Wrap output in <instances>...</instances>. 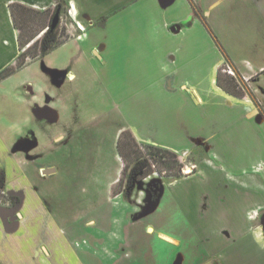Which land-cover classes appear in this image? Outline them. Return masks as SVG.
<instances>
[{
    "label": "crops",
    "instance_id": "obj_1",
    "mask_svg": "<svg viewBox=\"0 0 264 264\" xmlns=\"http://www.w3.org/2000/svg\"><path fill=\"white\" fill-rule=\"evenodd\" d=\"M56 1L69 6L78 32L55 50L71 46L79 54L70 66L52 75L45 70L50 77L43 76L61 86L76 83V67L86 64L125 118L120 132L130 130L140 143L179 154L205 150L198 170L187 168L190 174L170 181L184 186L171 187V201L186 217V238L193 237L197 253L201 250L200 264H264V161L256 158L264 153V0H0V72L16 65L21 54L10 6L44 11ZM136 67L141 71L135 76ZM221 68L239 80L243 97L218 85ZM34 83L30 79L18 87H25L18 93L25 112L19 122L57 124V97L44 99L46 83L41 94ZM63 97L59 103L72 102ZM181 106L193 120L179 138ZM3 132L0 128V169L7 192L21 203L12 209L0 206V264H78L63 257L51 231L47 235L43 200L28 176L33 165L39 177L56 171L39 164L42 149L66 144L73 136L70 128L60 126L41 137L26 131L11 147ZM174 134L184 148L174 144ZM254 211L257 216L249 219ZM146 230L157 231L151 225ZM157 232L167 245L182 246V239ZM186 260L183 253L177 264Z\"/></svg>",
    "mask_w": 264,
    "mask_h": 264
},
{
    "label": "rangeland",
    "instance_id": "obj_2",
    "mask_svg": "<svg viewBox=\"0 0 264 264\" xmlns=\"http://www.w3.org/2000/svg\"><path fill=\"white\" fill-rule=\"evenodd\" d=\"M50 9L51 14L56 10L55 16L59 13L58 36L61 41L77 34L78 27L73 23L68 5L56 1ZM34 16L37 22L30 25L29 32L25 31L27 35L39 30L49 19L46 16ZM38 51V46L32 49V53ZM78 54L79 51H74L71 46L58 48L46 58L0 83V128L4 130L3 135L10 147L16 136L26 131L36 132L41 137L66 125L73 134L62 146L56 144L53 148L44 146L42 149L45 155L42 160L39 159V164L56 168L55 172L41 178L36 166L33 165L28 171L46 210L43 218L47 235L51 231L50 239L60 246L61 254L69 263L73 260L78 264H177L179 256L184 253L187 258L185 264H200L199 261L204 260L201 250L197 253L193 237L186 238L190 236L186 217L171 201V187L175 184V189L182 190V183H170L173 178H167V172L154 167L151 176L131 190L126 189L129 175L124 185H120L124 165L117 144L119 135L124 131L119 130L126 121L106 85L95 78L86 64L76 67L75 72L79 76L76 83L66 82L63 84L65 86H61L52 78L47 81L49 74L59 72L60 67L70 66ZM45 70L49 74H45ZM140 71L136 67L131 74L136 76ZM223 71L226 73V70ZM65 77L67 72L62 80ZM30 79L35 82L39 94L46 83L44 99L51 95L57 97L53 106L60 115L57 124L42 125L36 119L25 124L19 122V116L25 112L21 113L18 106V93L24 91L25 87L22 85L20 90L18 87ZM133 81L134 85L138 82ZM63 96L72 98V102L59 103L58 99H64ZM81 113H85V116L80 124L76 119L81 118ZM180 115L179 138L184 127H192L193 120V116L182 110V106ZM202 122L199 120L198 124ZM199 126L203 128L204 125ZM171 139L176 146L184 148L180 140L177 143V134L171 135ZM206 155L205 150H199L191 154L180 153L179 157L185 169L196 171L198 168L195 170V165L198 167V163L205 161ZM256 158L264 161V153L258 152ZM159 181L162 183L158 204L150 212L142 214L152 197L153 192L150 193V190ZM119 190H123L128 197L115 195ZM148 225L182 239V246L167 245L159 240L157 231L155 234L147 232ZM183 235L185 238H182Z\"/></svg>",
    "mask_w": 264,
    "mask_h": 264
},
{
    "label": "trees",
    "instance_id": "obj_3",
    "mask_svg": "<svg viewBox=\"0 0 264 264\" xmlns=\"http://www.w3.org/2000/svg\"><path fill=\"white\" fill-rule=\"evenodd\" d=\"M59 6L62 8L61 4ZM10 9L14 25L20 31L19 45L21 54L16 65L7 67L0 72V82L22 69L30 61L50 54L67 41H61L58 36L59 22L53 27L56 10L54 14H51V9L47 8L44 11H39L19 3L12 4ZM34 15L49 17L48 22L39 30L30 32L27 35L28 33L25 34V31L29 32L30 25L37 22V17ZM37 46L39 51L32 53V49L37 48ZM218 85L232 95L238 97L245 95L239 80L235 76L224 73L223 68L219 72ZM117 148L124 165L120 185H124L125 178L129 175L126 180V189L131 190L137 183L151 176V171L154 167H157L162 172H167V178L178 179L185 176L183 175L185 164L180 160L178 153L152 144L140 143L130 130H125L121 133ZM130 159L133 161L129 162ZM161 183L159 181L152 187L154 193L151 198L153 201H156L159 196L158 190L161 188ZM119 194L126 196L123 190L115 193V195ZM15 202H19V199L7 193L6 174L3 169H0V206L12 205Z\"/></svg>",
    "mask_w": 264,
    "mask_h": 264
},
{
    "label": "water",
    "instance_id": "obj_4",
    "mask_svg": "<svg viewBox=\"0 0 264 264\" xmlns=\"http://www.w3.org/2000/svg\"><path fill=\"white\" fill-rule=\"evenodd\" d=\"M161 1L165 4H168L171 2V0H161ZM58 20H59V13H57V15L54 18L53 27H55L57 25ZM160 191H161V188L158 190V192H160ZM160 194H161V192L159 193V196H158L156 201H153L152 198H150L148 200L146 206L143 208L142 214H146V213L150 212L154 207H156V205L159 202Z\"/></svg>",
    "mask_w": 264,
    "mask_h": 264
},
{
    "label": "flooded vegetation",
    "instance_id": "obj_5",
    "mask_svg": "<svg viewBox=\"0 0 264 264\" xmlns=\"http://www.w3.org/2000/svg\"><path fill=\"white\" fill-rule=\"evenodd\" d=\"M196 167V166H195ZM184 172H185V169H184ZM193 171H191V173H192ZM188 174H190V173H187V175ZM151 192L150 193H154V191L151 189L150 190ZM8 193V192H7ZM153 193H152V195H153ZM9 194V193H8ZM10 195V194H9ZM11 196H13V195H11ZM13 197H16V198H18L19 199V202H15L14 204H12V205H8V206H3V207H6V208H10V209H12V208H16L20 203H21V198L19 197V196H13ZM257 216V211H254L253 213H250L249 215H248V217H249V219H254L255 217Z\"/></svg>",
    "mask_w": 264,
    "mask_h": 264
},
{
    "label": "built area",
    "instance_id": "obj_6",
    "mask_svg": "<svg viewBox=\"0 0 264 264\" xmlns=\"http://www.w3.org/2000/svg\"><path fill=\"white\" fill-rule=\"evenodd\" d=\"M72 8H73V7H72ZM80 29H81V30H84V29H82V28H80ZM230 72H231V73H230ZM229 73H230V74H232V71H231V70H229Z\"/></svg>",
    "mask_w": 264,
    "mask_h": 264
},
{
    "label": "bare ground",
    "instance_id": "obj_7",
    "mask_svg": "<svg viewBox=\"0 0 264 264\" xmlns=\"http://www.w3.org/2000/svg\"><path fill=\"white\" fill-rule=\"evenodd\" d=\"M186 173H189V169L186 170Z\"/></svg>",
    "mask_w": 264,
    "mask_h": 264
}]
</instances>
